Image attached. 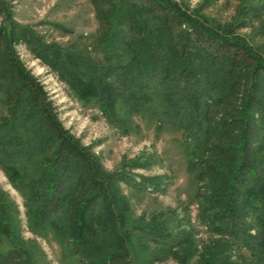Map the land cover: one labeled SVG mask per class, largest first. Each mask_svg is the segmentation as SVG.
Returning a JSON list of instances; mask_svg holds the SVG:
<instances>
[{"label": "trees", "instance_id": "1", "mask_svg": "<svg viewBox=\"0 0 264 264\" xmlns=\"http://www.w3.org/2000/svg\"><path fill=\"white\" fill-rule=\"evenodd\" d=\"M125 1L136 9L135 20L132 19L136 23L134 34L121 37L118 32L109 31L103 42L107 54L124 58L125 63L109 68L77 57L72 64V60L62 59L61 51L51 53L49 48H40L45 53L41 57L63 63L59 67L62 78L81 99H96L110 122L121 124L120 104L127 115L146 109L170 128H181L191 145L192 167L233 156L234 161L226 169L215 171L208 167L209 172L219 175L208 183V224L214 233L229 237L264 259L263 56L244 40L214 34L196 25L169 0ZM114 15L117 21L122 17ZM3 41L5 66L21 92L16 113L21 112L22 125L32 120L35 128L25 133L20 127L13 128L12 123L5 132L0 131V158L4 165L13 168L18 160L31 166L46 155L49 165L41 173L40 193L33 207L36 222L49 224L87 264H132L127 243V235L131 234L124 230L125 214L117 211V199L95 156L68 134L43 90L19 62L14 51V43L19 40L14 33H0V45ZM174 41L176 45L172 46ZM248 69L251 84L239 96L240 115L230 114L216 122L209 119L208 127L210 108L236 91ZM84 74H88V81L83 79ZM231 126H237L236 134L231 133L236 137L234 143H217L207 149L208 139L221 138ZM51 150L52 155L48 154ZM123 179L133 182L132 177ZM79 182L90 193L68 210L67 191ZM144 182L155 188L162 186L159 179ZM0 208L1 219H7V210ZM249 216L255 220L254 228L245 222ZM97 227L104 231L100 233ZM136 229L145 238L167 241L171 237L161 227ZM0 233L9 234L4 221ZM0 264L33 262L27 250L13 245L0 255Z\"/></svg>", "mask_w": 264, "mask_h": 264}, {"label": "rangeland", "instance_id": "2", "mask_svg": "<svg viewBox=\"0 0 264 264\" xmlns=\"http://www.w3.org/2000/svg\"><path fill=\"white\" fill-rule=\"evenodd\" d=\"M169 1L196 25L244 40L264 58V0ZM0 5V33H14L19 40L14 43L19 62L43 90L68 134L95 156L103 178L110 184L117 211L125 214L124 230L131 234L127 243L132 264H264L263 258L214 233L208 224V183L211 177L219 176L208 167L226 169L233 156L214 161L206 158L209 162L202 167H192L191 145L181 128H170L146 109L127 115L120 104L121 124L110 122L96 99H81L62 78L63 63L41 57L45 53L40 48H49L51 53L61 51L62 59L72 60V64L77 57L109 68L125 63L124 58L107 54L103 42L109 31L121 37L134 34L135 7L125 0H0ZM116 13L122 16L118 21ZM4 42L0 45V131L5 132L13 123V128L31 132L35 122L22 125V114L16 113L21 92L5 66ZM250 74V69L244 72L236 91L210 108L208 127L211 120L240 115L239 96L250 86ZM84 76L88 81V74ZM236 131L237 126H231L221 138L211 137L207 149L234 143L236 137L231 133ZM48 165L45 154L36 164L29 166L18 160L13 168L0 158V207L8 212L3 220L0 208V229L4 221L9 230V234L0 233V255L17 245L28 251L33 264H87L49 224L38 225L34 217L41 173ZM126 176L133 182L123 179ZM150 179H159L162 186L143 184ZM89 193L86 185L73 184L66 195L67 209ZM245 222L254 228L252 216ZM139 226L165 228L171 237L167 241L145 238L137 231ZM97 228L100 233L104 231Z\"/></svg>", "mask_w": 264, "mask_h": 264}]
</instances>
